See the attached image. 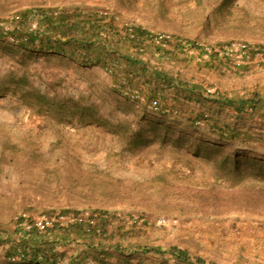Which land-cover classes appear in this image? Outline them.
I'll return each instance as SVG.
<instances>
[{"label":"rangeland","instance_id":"374dc122","mask_svg":"<svg viewBox=\"0 0 264 264\" xmlns=\"http://www.w3.org/2000/svg\"><path fill=\"white\" fill-rule=\"evenodd\" d=\"M38 9L103 15L114 32L108 40L144 66L110 56L82 67L75 58L4 44L0 35V234L8 240L0 244V264H9L7 245L21 213H82L98 221V211L108 213L107 222L99 221L101 235L61 237L59 264L75 256L95 264L90 247L104 252V264H181L167 252L171 246L203 264H264V202L244 199L247 190L231 194L225 175L173 143L184 134L206 138L228 125L247 134L232 142L239 153L264 164V50L236 69L224 60L196 62L175 49L165 56L147 37L136 42L125 34L132 28L170 34L171 45L182 38L263 49L264 0H0V19L19 16L0 31L8 37L15 25L33 28L31 14ZM152 66L200 84V96L164 86ZM134 89L144 101L119 95ZM253 95L256 109L239 114L215 102ZM154 99L166 110L156 121L158 110L148 107ZM76 103L94 107L103 122L87 121ZM204 114V124L194 125ZM254 184L264 195V184ZM141 246L164 253H143Z\"/></svg>","mask_w":264,"mask_h":264},{"label":"trees","instance_id":"16d2710c","mask_svg":"<svg viewBox=\"0 0 264 264\" xmlns=\"http://www.w3.org/2000/svg\"><path fill=\"white\" fill-rule=\"evenodd\" d=\"M71 12L62 13L58 11H48L45 9L37 10L33 14V18L37 20L35 28H30L22 30L19 26H16L12 35H14L18 41L17 43H11L7 39L6 32L0 31V35H3L2 40L4 44H11L17 46L25 51H29L34 54L47 53L48 56L52 57H62L64 59H69L73 61L75 58V63L79 66L85 67L87 64L94 63L96 65L104 64L107 57L114 56L116 60H122L123 63L130 66H141L143 68L144 63H142L141 58L133 57L128 53H123L114 43H111L108 38L114 32L110 29V21H107L103 15H77ZM30 16V17H32ZM15 22V21H12ZM12 24V23H11ZM3 27H1L2 29ZM24 29V28H23ZM132 35L128 32L127 39L130 41L140 42L143 37H147L152 45L155 46L156 50L162 55L169 54L172 50H179L185 54L187 57V45L194 47L197 52L196 55L191 54L189 58L195 59L196 62L206 61L209 64H214L216 60H224L229 65H232L236 69H242L245 67L251 59L255 57L253 46L246 42L240 43H229L221 46H213L212 50L208 53L204 52L203 47L195 45L194 40H184L182 38L176 39L175 45L170 43L168 48H163L159 44L155 43L152 34L148 31H142L140 29L132 30ZM179 38V37H178ZM117 41V40H116ZM117 43V42H116ZM210 45L208 43H204ZM233 47V54L235 58L238 59V55L241 54V50L245 53L239 58V62L234 58H230L224 53L226 47ZM173 46V47H172ZM212 46V45H211ZM244 46V48H242ZM242 48V49H241ZM257 48L262 49V46ZM264 49V48H263ZM71 56L70 58H68ZM166 56V55H165ZM224 62V63H225ZM152 73L156 81H159L164 86L170 87L175 85L176 88L181 89L183 93L194 94L198 97L200 96L197 91L201 88L200 84L193 83L190 81H183L180 79L179 74L170 76L168 73L161 71L160 68L152 66ZM125 82V81H124ZM123 92V91H122ZM120 96L123 94L120 92ZM42 96V95H39ZM44 98V97H43ZM83 98V97H80ZM128 99V98H127ZM217 104L224 105L227 108L233 110V112L241 113L247 106L256 109L257 101L253 96L246 99L236 100L232 97L223 98L220 97L219 101H215ZM47 103V102H46ZM77 104V103H76ZM49 108H53L54 105L48 102ZM79 109L84 111L82 116L87 121H94L95 123L103 122V119L97 115L96 109L92 106L82 107ZM166 110L161 109L159 103V109L156 114L152 115L153 120H158L155 118H161ZM205 117L199 115L195 116L193 120L194 125L202 126L207 120ZM154 123V121H151ZM203 123V124H200ZM200 134L199 132H195ZM247 136L236 129L229 128L228 125L218 127L211 136L206 138L197 137L194 140L190 139L188 134L178 136L174 141V146L179 149L187 150L195 158L208 163L215 174L225 175V179L230 184L225 189H228L231 194L240 191L247 190V196L244 198L246 200H261L264 202V195L260 192L257 185L254 183L264 184V164L261 158L258 157H247L241 155L239 149H237L232 142L240 141ZM138 142V141H137ZM190 142V145H188ZM216 179H222V176H215ZM221 182V181H220ZM218 182L216 186L221 188L222 184ZM251 183V185H249ZM224 187V186H223ZM264 190V189H263ZM64 210L63 212H66ZM99 220L97 221L94 217L87 216L88 221L93 223L83 222L74 223L67 226H61L55 224L53 227L48 228L44 231L32 230L31 232H25L15 226L13 232L15 233V238L9 241L8 250L6 251L5 257L7 258L9 264H59L62 253L56 250V243L59 242L61 237H66L72 232H82L86 235L97 234L101 235L103 232L100 226V222H107L106 211H98ZM90 218V219H89ZM86 228L89 230L87 231ZM60 233V237L56 235L55 231ZM8 240L3 238L0 234V244H5ZM91 251L96 254L95 264H104L105 259L101 258L104 256V252L99 251L96 247H90ZM89 249V250H90ZM143 253L152 252L154 254H162L164 250L158 247H147L141 246ZM167 252H170L172 256L177 259L181 264H203L201 259H196L194 262L188 256L186 250L177 248L176 246H171ZM122 257H128V255L120 254ZM99 256V257H98ZM83 260L81 258L71 257L67 264H82Z\"/></svg>","mask_w":264,"mask_h":264},{"label":"built area","instance_id":"2783aa9c","mask_svg":"<svg viewBox=\"0 0 264 264\" xmlns=\"http://www.w3.org/2000/svg\"><path fill=\"white\" fill-rule=\"evenodd\" d=\"M19 16L18 15H12V16H6L2 19H0V26L6 28L7 23H12V21H18ZM33 28H35V25L32 24ZM131 33H132V28L128 29ZM155 43L159 44L161 47L163 48H168L170 43L173 42V38L172 35L170 34H165V33H158L156 35L153 36ZM8 41L11 43H17L18 39L10 34L7 37ZM195 45H199L201 47H203L204 52L208 53L209 51L212 50L213 46L211 45H206L204 43H200V42H195ZM234 44L231 45V47H226V49H224V53L229 56V57H233V47ZM188 49L187 51L190 54H194L196 55L197 52L194 50V47L191 45H187ZM244 48V46L242 47ZM241 48V49H242ZM262 50L264 49H259L257 47L254 48L255 51V57H258L260 55H262ZM245 53L244 50H241V54H239V58H241V56ZM236 59V58H235ZM238 60V59H237ZM240 60H238L239 62ZM208 92H210V90H208ZM122 94L128 96L131 100L137 99L140 101H144V97L140 95L139 91L134 89L131 91H127V90H123ZM263 98H264V92H263ZM148 107L150 109L153 110H158L159 109V101L157 99L152 100L149 104ZM203 124V123H200ZM89 222V223H93L92 221H88L87 216H84L82 213H65V214H56L54 216L52 215H47V214H40V215H35V216H31L28 213H21L15 221V226L19 229H21L22 231L25 232H31L32 230H38V231H44L48 228L53 227L55 224H59L61 226H67L69 224H74V223H83V222ZM86 230L88 231L89 229L86 228Z\"/></svg>","mask_w":264,"mask_h":264}]
</instances>
